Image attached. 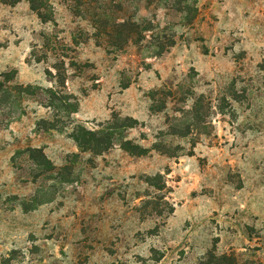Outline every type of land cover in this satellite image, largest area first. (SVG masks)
I'll return each instance as SVG.
<instances>
[{"label": "rangeland", "instance_id": "374dc122", "mask_svg": "<svg viewBox=\"0 0 264 264\" xmlns=\"http://www.w3.org/2000/svg\"><path fill=\"white\" fill-rule=\"evenodd\" d=\"M43 1H0V264H264V0Z\"/></svg>", "mask_w": 264, "mask_h": 264}, {"label": "trees", "instance_id": "16d2710c", "mask_svg": "<svg viewBox=\"0 0 264 264\" xmlns=\"http://www.w3.org/2000/svg\"><path fill=\"white\" fill-rule=\"evenodd\" d=\"M5 5H15L21 1H25L29 4V7L32 12L36 14V16L40 19L42 22H48L50 21V10L51 8L49 5H47L43 0H0ZM172 46V42H169V46ZM76 142L78 144V147L80 149H86L91 150L92 152H103L108 149V146L110 145V138L106 137V140H101L99 138V133H90L86 132L84 130H80L77 133ZM123 149L127 152L139 155L142 153V151L139 149V147L131 146L129 142H125L123 145ZM139 150L141 153H136V151Z\"/></svg>", "mask_w": 264, "mask_h": 264}]
</instances>
